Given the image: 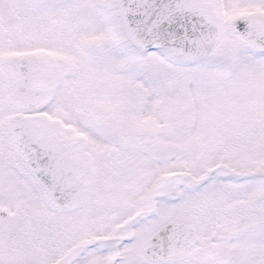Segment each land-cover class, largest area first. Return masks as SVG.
I'll use <instances>...</instances> for the list:
<instances>
[{
  "label": "snow or ice",
  "instance_id": "obj_1",
  "mask_svg": "<svg viewBox=\"0 0 264 264\" xmlns=\"http://www.w3.org/2000/svg\"><path fill=\"white\" fill-rule=\"evenodd\" d=\"M0 264H264V0H0Z\"/></svg>",
  "mask_w": 264,
  "mask_h": 264
}]
</instances>
